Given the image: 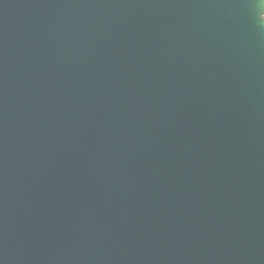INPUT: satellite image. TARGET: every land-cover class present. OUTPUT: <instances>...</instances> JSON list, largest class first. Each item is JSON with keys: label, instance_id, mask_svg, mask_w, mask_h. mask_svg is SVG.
<instances>
[{"label": "water", "instance_id": "95a60500", "mask_svg": "<svg viewBox=\"0 0 264 264\" xmlns=\"http://www.w3.org/2000/svg\"><path fill=\"white\" fill-rule=\"evenodd\" d=\"M0 264H264V0H0Z\"/></svg>", "mask_w": 264, "mask_h": 264}]
</instances>
